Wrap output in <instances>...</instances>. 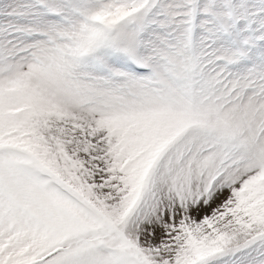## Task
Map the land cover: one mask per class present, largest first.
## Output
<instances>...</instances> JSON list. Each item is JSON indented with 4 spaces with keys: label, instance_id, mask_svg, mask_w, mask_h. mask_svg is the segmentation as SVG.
Returning <instances> with one entry per match:
<instances>
[{
    "label": "snow or ice",
    "instance_id": "obj_1",
    "mask_svg": "<svg viewBox=\"0 0 264 264\" xmlns=\"http://www.w3.org/2000/svg\"><path fill=\"white\" fill-rule=\"evenodd\" d=\"M0 264H264V0H0Z\"/></svg>",
    "mask_w": 264,
    "mask_h": 264
}]
</instances>
